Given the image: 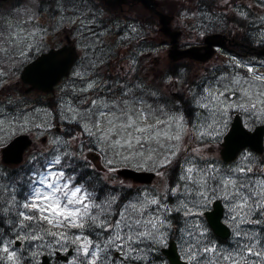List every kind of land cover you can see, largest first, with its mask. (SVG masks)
<instances>
[{
  "label": "snow or ice",
  "instance_id": "snow-or-ice-1",
  "mask_svg": "<svg viewBox=\"0 0 264 264\" xmlns=\"http://www.w3.org/2000/svg\"><path fill=\"white\" fill-rule=\"evenodd\" d=\"M124 2L134 8L136 0ZM219 3L255 23L252 4ZM215 5L181 14L199 19L190 29L197 39L222 19ZM109 7L111 0H40L37 10L24 9L23 24L0 25V88L16 64L46 46L44 15L55 19L54 31L70 28L83 53L52 108L0 99L5 151L18 132L39 137L57 120L66 129L19 170L0 165V264H168L170 241L185 264H264V156L246 147L264 134V60L232 56L191 79L183 68L161 69L160 83L148 84L129 79L143 55L133 49L122 75L105 78L112 57L103 36L119 27L104 23ZM255 8L260 23L246 35L264 48V0ZM125 28L123 41L143 38V24ZM119 167L151 170L159 182L134 188L117 179Z\"/></svg>",
  "mask_w": 264,
  "mask_h": 264
},
{
  "label": "flooded vegetation",
  "instance_id": "flooded-vegetation-1",
  "mask_svg": "<svg viewBox=\"0 0 264 264\" xmlns=\"http://www.w3.org/2000/svg\"><path fill=\"white\" fill-rule=\"evenodd\" d=\"M188 1H189L190 7L187 8V9H190L192 11L197 12V14L199 16V12L197 11L198 5L196 4L197 0H188ZM177 2L175 3V5H171V4L168 5L166 3L163 4L162 1L160 0L159 1V5H164L165 7H167L169 12L174 16L173 27L175 29H178V30L181 31V35L179 37V41L188 42L191 39V37L195 36V34L192 33L190 31V29H191V25L195 24L196 20H192L191 22L186 20L181 14L183 13V11H186L187 9H185V10L175 9V6H176ZM136 4L137 3H135V6H136ZM129 7H130V4L129 3H125L122 6H120V9L122 11L128 10L129 12H132L131 8H130L131 11L128 9ZM208 11L209 10H206V11L204 10V12H208ZM151 18L154 21L159 22V20H158V18L156 16L154 17V16L151 15ZM256 18H257L256 9H253L249 19L251 21H255V23H248L246 21H243V23H241V24L226 23V18L225 17L222 19V21L220 23H214L215 21H218V20H215L213 22V24H212V30L210 32H208L203 37V40L207 36H209L211 34L220 33V34L225 35L227 44H226V46L223 49H219L218 51H215L214 55L212 56L211 61H209V62H212L214 64L224 65L225 62L232 56H235L237 58H245V59L256 58L257 60H264V56L259 55L261 47H258L255 44L250 43L249 39L247 38V35H246V34L252 33L259 26L257 24V19ZM205 23H207V21H205ZM153 26L157 30V33L161 34L159 25H156L154 23ZM241 29H243V31H241ZM237 36H243L244 37L243 41H240ZM150 39L152 41H154V45L152 47V50L151 51H146L143 54L148 59V62L151 63L152 61H154V63H155L154 70L151 71L149 69L144 75V77L146 75L149 77V81L145 80L144 77L142 78L148 84H152L154 81L156 82V80H157L156 79V77H157V71H156V67L157 66H156V64L159 63V62H157V58L160 57V52H159L158 56H156V55H154V50L159 45H161V41H162V38H160V39L156 38L155 39L154 36H150ZM75 43H76V41L70 39L69 43H67V44L53 43V44H51L50 48H61V47L65 46V45H68L70 47L75 48L76 47ZM146 46H148V43H146ZM106 48H107L106 51L109 52V54L111 55L112 59H111V62L106 66L104 74H107L109 72L112 74L113 73L114 64H115V61H114V58H113L114 57L113 56V48L111 46L106 47ZM118 52H120V50H118ZM81 54H82V52H81ZM33 58H34L33 56L30 57V59H33ZM79 58H80V56H79ZM214 67L215 66H210L209 65L208 68L210 70H213ZM241 71H243V69ZM118 74L122 75V74L118 73V71H114L112 78L117 77ZM7 86L9 87V89L15 90V91H17V90L26 91L27 90V87L25 85H23V83L20 82L19 80H17L16 82H12L11 84H9ZM5 87L6 86H4L3 88H5ZM1 90H2V88H0V92H1ZM15 91H12V92H15ZM30 94H32V93H30ZM31 134H33V133L31 132ZM49 135H50V133H48L45 136V138H43V141H45L48 138ZM37 146H39L41 148H44V145H42L40 143H37V141L34 138L33 144L29 148L25 159L28 158L29 153H31V152L36 150ZM21 166H23V164ZM18 168H19L18 166H15V169H18Z\"/></svg>",
  "mask_w": 264,
  "mask_h": 264
},
{
  "label": "water",
  "instance_id": "water-1",
  "mask_svg": "<svg viewBox=\"0 0 264 264\" xmlns=\"http://www.w3.org/2000/svg\"><path fill=\"white\" fill-rule=\"evenodd\" d=\"M120 0H118L117 2H119ZM116 2V3H117ZM165 23H166V20H165ZM62 57H64V56H54V57H52L48 62L50 63V67L51 68H53V67H55L56 65H58L59 63H60V59L62 58ZM47 64V63H46ZM46 64H44V66H46ZM37 66V65H36ZM25 80L26 81H30V82H33L34 80L32 79V78H28L27 76L25 77ZM47 82V80H39L38 82H37V86L39 87V88H43V89H45V83ZM9 157V156H8ZM130 173H134V172H130ZM135 175H137L138 177L139 176H141L142 174H140V173H136Z\"/></svg>",
  "mask_w": 264,
  "mask_h": 264
},
{
  "label": "rangeland",
  "instance_id": "rangeland-1",
  "mask_svg": "<svg viewBox=\"0 0 264 264\" xmlns=\"http://www.w3.org/2000/svg\"><path fill=\"white\" fill-rule=\"evenodd\" d=\"M162 1V3L163 4H165V3H169V4H171V5H175V3L178 1V0H161ZM141 3V2H140ZM130 8H132V7H129L128 9L131 11V9ZM134 8H140V9H143V7H141V5H136V7H134ZM126 12H129L128 10H126ZM140 12V11H139ZM114 13V12H113ZM128 15H130V13H127V14H125V19L124 20H128V19H126V16H128ZM140 14L139 13H133L131 16H133V17H138ZM121 19V18H120ZM123 19V18H122ZM123 20V21H124ZM160 36V34H156V37H159ZM165 58H167V54H165V52H163V55L161 56V57H159V58H157V62H161V60H163L164 62H166V59ZM158 182H159V180H158Z\"/></svg>",
  "mask_w": 264,
  "mask_h": 264
}]
</instances>
